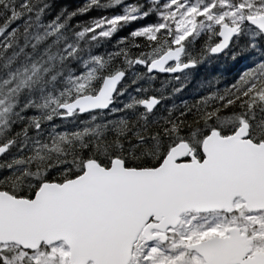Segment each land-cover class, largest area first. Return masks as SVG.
I'll list each match as a JSON object with an SVG mask.
<instances>
[{
    "label": "snow or ice",
    "instance_id": "snow-or-ice-1",
    "mask_svg": "<svg viewBox=\"0 0 264 264\" xmlns=\"http://www.w3.org/2000/svg\"><path fill=\"white\" fill-rule=\"evenodd\" d=\"M0 264H264V0H0Z\"/></svg>",
    "mask_w": 264,
    "mask_h": 264
},
{
    "label": "trees",
    "instance_id": "trees-1",
    "mask_svg": "<svg viewBox=\"0 0 264 264\" xmlns=\"http://www.w3.org/2000/svg\"><path fill=\"white\" fill-rule=\"evenodd\" d=\"M77 2H80V0H77Z\"/></svg>",
    "mask_w": 264,
    "mask_h": 264
}]
</instances>
